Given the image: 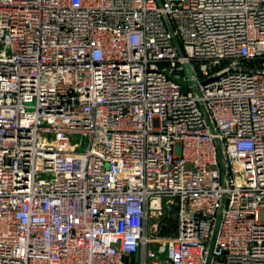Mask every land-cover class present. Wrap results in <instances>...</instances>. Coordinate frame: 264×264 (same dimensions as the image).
I'll use <instances>...</instances> for the list:
<instances>
[{
  "label": "built area",
  "instance_id": "obj_1",
  "mask_svg": "<svg viewBox=\"0 0 264 264\" xmlns=\"http://www.w3.org/2000/svg\"><path fill=\"white\" fill-rule=\"evenodd\" d=\"M213 235L264 264V0H0V264H205Z\"/></svg>",
  "mask_w": 264,
  "mask_h": 264
},
{
  "label": "rangeland",
  "instance_id": "obj_2",
  "mask_svg": "<svg viewBox=\"0 0 264 264\" xmlns=\"http://www.w3.org/2000/svg\"><path fill=\"white\" fill-rule=\"evenodd\" d=\"M158 216L159 215H156L154 213L151 214L149 213L147 216V224H148V229L154 234V237L158 239V241L156 242H161L162 244V241L171 231L168 227L166 229V227L161 223V218Z\"/></svg>",
  "mask_w": 264,
  "mask_h": 264
},
{
  "label": "water",
  "instance_id": "obj_3",
  "mask_svg": "<svg viewBox=\"0 0 264 264\" xmlns=\"http://www.w3.org/2000/svg\"><path fill=\"white\" fill-rule=\"evenodd\" d=\"M185 69H186L187 74H191V68L189 67L188 64H185ZM177 80L180 83L185 84V81L181 77L177 78ZM224 202L225 201H223L221 203V206H220V208H219V210L217 212V216H216V219H215V228L218 226V224L220 222V218H222L221 217V212H222V209H223ZM162 223H163V221H162ZM213 239H214V235L212 236L211 241L209 243V247H208L209 249H208V254H207V258H206L205 264H209L210 259H211V253H212V247H213Z\"/></svg>",
  "mask_w": 264,
  "mask_h": 264
}]
</instances>
